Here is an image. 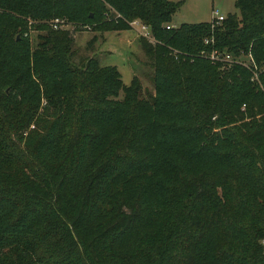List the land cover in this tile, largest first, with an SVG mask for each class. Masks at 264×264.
Listing matches in <instances>:
<instances>
[{
  "label": "trees",
  "instance_id": "obj_1",
  "mask_svg": "<svg viewBox=\"0 0 264 264\" xmlns=\"http://www.w3.org/2000/svg\"><path fill=\"white\" fill-rule=\"evenodd\" d=\"M182 1L0 0V264H264V0L167 28ZM134 19L153 92L74 59Z\"/></svg>",
  "mask_w": 264,
  "mask_h": 264
},
{
  "label": "rangeland",
  "instance_id": "obj_2",
  "mask_svg": "<svg viewBox=\"0 0 264 264\" xmlns=\"http://www.w3.org/2000/svg\"><path fill=\"white\" fill-rule=\"evenodd\" d=\"M214 10L224 16L228 12L239 13L238 8L235 6V0H183L178 10L173 14L171 24L177 26L181 22L211 20L214 16ZM62 25L73 29L70 23ZM89 26L86 25L73 31L74 47L78 48L74 56L75 61L83 55L97 56L101 64L116 65L125 84L130 82L133 75H137L141 80L143 89L153 92L154 88L150 79L152 67L149 58L141 47L139 37L142 34L138 28L131 25L130 28L120 30L94 31ZM29 29L31 28L29 27ZM29 33L32 43L35 44L37 31L31 29ZM93 35L96 36V39L90 47L88 43ZM18 36L19 34H17ZM147 37L153 40L151 34ZM236 58L239 62L249 66L250 71H252V79H257V72L260 69L262 70L263 66L257 69L249 59L248 52L236 55ZM254 69L257 72L253 71ZM6 90H9V88L7 87ZM44 102L45 99H43Z\"/></svg>",
  "mask_w": 264,
  "mask_h": 264
},
{
  "label": "built area",
  "instance_id": "obj_3",
  "mask_svg": "<svg viewBox=\"0 0 264 264\" xmlns=\"http://www.w3.org/2000/svg\"><path fill=\"white\" fill-rule=\"evenodd\" d=\"M213 17L211 19V22H212V26L215 25V24H218L219 22H221L223 19H224V15L218 13L216 10L213 11ZM62 24H64V20L63 19H59V18H55L53 21H52V26L54 28H58L60 26H62ZM131 25L133 26H136L138 28V30L141 32V34L145 35V36H149V31L147 29V27L142 24L141 22H139L137 19H134L131 21ZM171 26H175L171 23H167L166 24V27L169 28ZM208 38H205V42H208ZM201 53H205L204 51H201ZM207 56L211 59V60H214V61H218V60H238L237 58H235L234 54L231 53V52H218L217 50H212L210 51L209 53H207ZM249 59L251 60V62L254 64V60H253V57L251 55V53L249 52ZM250 62V63H251ZM249 63V64H250ZM255 66V64H254ZM253 71H256L255 69ZM256 74V72H255ZM262 243L264 244V237L262 239Z\"/></svg>",
  "mask_w": 264,
  "mask_h": 264
}]
</instances>
